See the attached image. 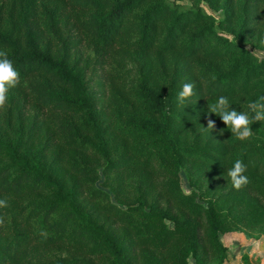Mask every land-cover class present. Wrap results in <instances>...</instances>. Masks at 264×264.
<instances>
[{"label": "trees", "instance_id": "16d2710c", "mask_svg": "<svg viewBox=\"0 0 264 264\" xmlns=\"http://www.w3.org/2000/svg\"><path fill=\"white\" fill-rule=\"evenodd\" d=\"M262 38L264 0H0L19 73L0 108V264H225L220 235L264 237V122L240 141L207 111L264 95Z\"/></svg>", "mask_w": 264, "mask_h": 264}, {"label": "clouds", "instance_id": "9594fccd", "mask_svg": "<svg viewBox=\"0 0 264 264\" xmlns=\"http://www.w3.org/2000/svg\"><path fill=\"white\" fill-rule=\"evenodd\" d=\"M261 44H264V38L261 39ZM18 82L19 73L8 59L7 53L0 51V108L6 104L9 89L16 87ZM193 88L194 85L192 83H184L182 85L181 90L177 94L178 105H184L185 101L194 95ZM247 109L248 111H237L233 109L226 96H219L214 103L207 105L209 116L211 114L218 116L232 135L240 141H245L252 137L253 130L250 125L264 122V95L258 97L255 101L249 102ZM215 128L216 122L209 118L207 120V128L204 129L206 131H212ZM221 134H223V130H221ZM245 172L246 165L241 160H236L233 167L227 170L226 175L230 178L235 189L239 190L249 183L248 177L244 175ZM6 206L7 202L0 200V208ZM2 223L3 218L0 217V224ZM249 255L264 258V237L255 241ZM262 264H264V260H262Z\"/></svg>", "mask_w": 264, "mask_h": 264}, {"label": "crops", "instance_id": "0c3cea01", "mask_svg": "<svg viewBox=\"0 0 264 264\" xmlns=\"http://www.w3.org/2000/svg\"><path fill=\"white\" fill-rule=\"evenodd\" d=\"M221 242L228 248V260L225 264H262L264 258L250 256L255 239L244 233L220 235Z\"/></svg>", "mask_w": 264, "mask_h": 264}, {"label": "rangeland", "instance_id": "374dc122", "mask_svg": "<svg viewBox=\"0 0 264 264\" xmlns=\"http://www.w3.org/2000/svg\"><path fill=\"white\" fill-rule=\"evenodd\" d=\"M181 181H182V186H183V189L185 190V192H190L191 188L189 187L185 171L181 172Z\"/></svg>", "mask_w": 264, "mask_h": 264}]
</instances>
